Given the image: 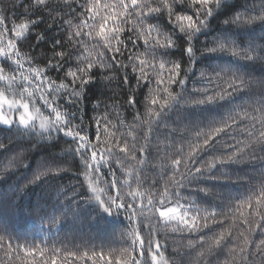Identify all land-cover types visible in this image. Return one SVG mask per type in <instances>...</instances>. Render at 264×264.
I'll list each match as a JSON object with an SVG mask.
<instances>
[{"label": "snow or ice", "instance_id": "6c2138e0", "mask_svg": "<svg viewBox=\"0 0 264 264\" xmlns=\"http://www.w3.org/2000/svg\"><path fill=\"white\" fill-rule=\"evenodd\" d=\"M220 4L221 0H111L103 5L101 0H28L24 5L26 15L20 23L0 7V61L10 62V68L15 66V74L8 75L0 62V123L31 126L38 132L50 133L43 139H52L51 134L57 132L71 138L67 150L81 160L78 175L82 177L81 185L91 193L89 198L97 201L105 212L119 211L128 221L120 233L123 246L99 252L94 248L87 250L86 245L83 251L80 246L69 251L42 248L34 243L14 245L10 236L0 234V253L4 257L0 264L18 261L20 264H182L183 254L197 249L187 264H264V167L235 204L231 198L223 201L226 211L209 210L185 192V189L198 191L214 200H223L219 191L194 181L236 183L247 178L229 175L227 165L264 164V78L217 66L211 72L199 70L202 86L191 87L195 95L186 87L196 59L205 52L264 62V51L256 46L241 48L231 39L219 37L211 42L213 47L206 46L197 55L193 39L208 26L207 21ZM255 7L259 9L257 13L238 12L224 23L240 27L264 21V0H259ZM101 8L108 14L102 17L104 23L95 31L98 39L89 48L84 38L93 39ZM165 11L175 31L165 33L157 25L147 23L149 17ZM33 12L46 13V19L39 14L27 15ZM132 13L139 18L141 26L129 29L137 33L135 38L129 37L132 45L129 48L122 39L124 29L119 24L125 23ZM76 20L79 22L74 23ZM108 20L113 22V27L106 29L104 24ZM41 21L47 27L55 24L60 32H67L69 47L65 48L64 39L55 40L47 63L32 67L35 56L22 53L19 45L33 39L34 48L41 45L43 36L40 32L33 36L32 31ZM178 33L186 41L183 55L189 61L188 68L183 67V58L172 60L162 55L177 47ZM141 42L143 52H137ZM126 52V63L117 59ZM97 70L105 87L117 79V75H105V72L122 74V85L132 93L126 100L129 109L137 106V89L148 88V93L144 96L143 116L137 111L133 122L127 123L125 116L117 112L116 123L111 110L122 105L115 101L113 92V103L104 105L102 115L92 117L93 141L84 127L80 104L85 86L97 78ZM50 71L57 73L56 79L49 76ZM173 86L179 90L173 91ZM241 92L252 93L251 99L233 105L221 120L209 121L204 126L182 122L174 125L164 120L174 105L179 112L186 107L224 101ZM94 108H100L99 100ZM144 125L147 131L141 137L137 129L143 131ZM209 149L213 150L212 154L200 159ZM14 160H19V156L0 165V175L18 166ZM113 161L120 176L112 167ZM68 170L47 165L36 173L32 182ZM149 172L153 174L151 179ZM228 219L232 223L217 234L213 226L223 225ZM59 220L60 217H54L51 226L55 228ZM170 236H179L180 242L170 241ZM185 239L187 243L183 244Z\"/></svg>", "mask_w": 264, "mask_h": 264}, {"label": "trees", "instance_id": "16d2710c", "mask_svg": "<svg viewBox=\"0 0 264 264\" xmlns=\"http://www.w3.org/2000/svg\"><path fill=\"white\" fill-rule=\"evenodd\" d=\"M105 2H111V0H101L102 5ZM27 3L28 0H0V7H3L5 14L9 17L18 18L17 23H20L23 22V18L26 15L24 5ZM258 3L259 0H221L220 6L207 21L208 26L197 33L193 39L197 55H200V51L204 47H213L214 45L211 42L218 37L231 39L241 48L254 45L258 50L264 51V21H257L240 27L224 23L225 20H228L238 12L250 11L254 14L257 13L259 9L255 5ZM73 7H76V5H73ZM182 10L190 11V9ZM37 14L46 19V13L33 12L27 15L35 17ZM107 14L101 8L93 39L84 38L89 48H92L98 39L95 37V31H99L100 24L104 23L102 17ZM65 18L67 19L68 17ZM138 20L139 18L136 17L135 13H132L127 17L125 23L119 24L117 22L124 29L121 36L128 43L129 48L132 47L129 37L135 38L137 35L136 32L129 31V29L140 27ZM148 20L147 23L157 25L162 32L175 31L173 26L168 23L166 11L163 14L151 16ZM78 22V20L74 21V23ZM104 26L106 29L113 27V22L108 20ZM9 27H11L10 24ZM34 27L36 29L32 30L33 36L35 33L40 32L44 38L41 45L34 48L33 39L23 42L19 45V48L22 53L35 56L32 67H43L47 63V58L51 56V45L55 40L64 39L65 48L69 47L66 42L67 32H60L55 24L52 27H47L43 21L38 22ZM144 27H146V24ZM176 42L177 47L167 50L162 55H166L172 60L183 58V67L188 68L189 61L183 55L186 43L184 36L178 33ZM100 43L102 46L103 42L101 41ZM136 51L143 52L142 42ZM126 57L127 52L124 57H117V59L126 63ZM21 59L23 62L24 57ZM0 62L3 63L8 75L15 74L14 65L10 68V62ZM217 66L228 67L258 79L264 78V62L242 61L227 54L205 52L198 56L193 70L188 74L186 85L188 91L191 93L193 85L202 86L200 85L201 81L198 79L199 70L211 72ZM25 67L27 68L28 65L25 64ZM128 71L131 75V69ZM105 75H117V79L112 81L110 87H105L100 80L99 70H97V78L85 86L83 99L80 104L83 109L80 115L85 118L84 127L92 135L93 141L95 140V124L92 121V117L102 115L105 111L104 105L113 103V92L116 93L115 101L122 105V107L111 110L113 122L118 123L115 119L117 112L125 116L127 123L133 122L137 111L142 116L145 113L144 96L147 95L148 88L136 90L137 106L129 109L126 100L128 95L132 93L128 87L122 85V74L105 72ZM49 76L52 79H56L57 73L50 71ZM60 76L62 77L63 73ZM58 82L59 80H57ZM135 83V79H132V85H135ZM152 87H155L154 83ZM178 90V86H173V91ZM191 94L195 95V93ZM251 97L252 93L241 92L224 101L198 107H186L179 112L175 110L178 106L174 105L173 109L167 112L164 120L174 125L182 122L204 126L209 121L223 119L233 105L242 104L251 99ZM98 100L100 101V108L95 110L94 105ZM142 127L143 131L140 128L137 129V134L141 137L147 131L146 125ZM101 131H103V128H101ZM162 133L163 130H161ZM49 134L48 132H38L31 128L5 127L0 124V144L4 145L3 148H0V165H4L13 157L19 156V160L13 161L18 166L0 175V234L10 236L14 245L16 243H34L42 248L45 246L49 249L65 248L69 251L75 250L78 246L83 251L86 245L87 250L94 248L97 252L101 250L107 251L109 248H121L123 241L120 233L128 224L125 216L119 211L105 212L97 201L89 198L91 193L86 186L81 185L82 177L78 175L82 168L81 160L74 152L67 150L68 144L71 143V138L59 132L52 133L51 135L54 137L52 139L42 138ZM154 151L155 148H153ZM212 151V149H209L207 152L202 153L200 159L207 158L212 154ZM47 165L70 170L59 172L58 174H49L32 182L36 173ZM112 167L117 171V175L120 176L115 161H113ZM262 167H264V164L260 162L227 165L226 169L229 175L247 178L236 183L204 179L194 181V184L207 186L219 191L223 196V200H214L212 197L198 191L190 192L185 189V192L192 196L195 203L208 207L209 210L216 208L220 211H226L223 201L231 198L234 199L233 204H235L236 200L246 194L249 183L258 178ZM155 171L158 173L159 169L157 168ZM104 172L107 174V167L104 168ZM215 172L216 170L214 169L213 174ZM148 175L151 179L153 174L149 172ZM107 178L111 180L110 176ZM54 217H60L59 223L56 224L55 228L51 226V221ZM219 218L217 217V219ZM231 223L232 220L228 219L223 225H214L213 230L218 234L222 227L227 228ZM208 234L210 235L211 233ZM172 239L180 242L179 236H170V241ZM182 243L186 244L187 239L183 240ZM168 251L169 253L172 252L171 243ZM196 251H186L181 257L182 264H187L191 256L194 258ZM3 258V254L0 253V259ZM221 259H223V256H221ZM17 264H20V262L18 261Z\"/></svg>", "mask_w": 264, "mask_h": 264}, {"label": "rangeland", "instance_id": "374dc122", "mask_svg": "<svg viewBox=\"0 0 264 264\" xmlns=\"http://www.w3.org/2000/svg\"><path fill=\"white\" fill-rule=\"evenodd\" d=\"M2 126H5V127H11V126H17V127H24V126H21V125H19V124H12V125H5V124H3V123H0ZM24 128H31V129H33L31 126H28V127H24ZM42 132H45V131H43V130H41Z\"/></svg>", "mask_w": 264, "mask_h": 264}]
</instances>
